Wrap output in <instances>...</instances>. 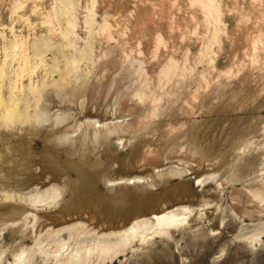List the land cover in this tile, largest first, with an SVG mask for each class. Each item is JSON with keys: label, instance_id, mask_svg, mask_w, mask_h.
<instances>
[{"label": "rangeland", "instance_id": "374dc122", "mask_svg": "<svg viewBox=\"0 0 264 264\" xmlns=\"http://www.w3.org/2000/svg\"><path fill=\"white\" fill-rule=\"evenodd\" d=\"M262 34L264 0H0V264L176 207L84 264H264Z\"/></svg>", "mask_w": 264, "mask_h": 264}, {"label": "bare ground", "instance_id": "6f19581e", "mask_svg": "<svg viewBox=\"0 0 264 264\" xmlns=\"http://www.w3.org/2000/svg\"><path fill=\"white\" fill-rule=\"evenodd\" d=\"M259 35H260V33H259ZM262 35H264V34H262ZM261 38V37H260ZM259 38V39H260ZM258 38L256 39V40H259ZM18 41H19V39H18ZM254 41V40H253ZM260 43L262 42V41H259ZM16 43V42H15ZM21 43H22V41H21ZM254 43V42H253ZM19 44V43H18ZM263 44V43H262ZM17 45V44H16ZM264 45V44H263ZM254 46V45H253ZM264 47V46H263ZM16 48H19L20 50H23L24 49V47L21 45H19V46H17ZM26 48H27V46H26ZM19 50V51H20ZM18 52V51H17ZM22 53V52H21ZM26 53V52H25ZM28 53V52H27ZM17 55V54H16ZM30 55V54H29ZM31 57V56H30ZM20 58V57H19ZM29 58V57H28ZM27 58V54L25 55L24 53L22 54V59H23V64H24V66H26V64H27V62L29 61V60H26V59H28ZM21 59V60H22ZM18 62V61H17ZM1 63V62H0ZM21 63H22V61H21ZM20 63V64H21ZM32 63V62H31ZM29 65V64H28ZM32 64H30V66H31ZM2 66V65H1ZM0 66V67H1ZM19 66V65H18ZM24 66L22 65V67L24 68ZM33 66V65H32ZM31 66V67H32ZM20 68V67H19ZM1 69V68H0ZM32 69V71H34L33 70V67L31 68ZM3 69H1V71H2ZM16 73V72H15ZM32 73V72H31ZM16 75H18V74H16ZM16 75H14V76H16ZM33 75V74H32ZM31 75V76H32ZM1 77V76H0ZM16 77H18V76H16ZM2 78V77H1ZM0 78V79H1ZM32 77H30V79H31ZM21 79V78H20ZM3 80V79H2ZM23 80V79H22ZM33 80V79H32ZM1 82V81H0ZM14 82V81H13ZM21 83V82H20ZM14 84H16V83H14ZM13 84V85H14ZM36 86V85H35ZM0 87H2V86H0ZM11 88V87H10ZM15 88V87H14ZM22 88V87H21ZM34 88V87H33ZM36 88V87H35ZM12 89V88H11ZM32 89V88H31ZM16 90V89H15ZM23 90V89H22ZM14 91V89L12 90V92ZM1 92H2V90H1ZM1 96H3L2 94H1ZM0 96V97H1ZM40 97H41V95H40ZM3 100H1L0 99V109H2L1 108V106H3V102H2ZM6 102V101H5ZM18 103V102H17ZM39 105H41V104H39ZM5 106H6V104H5ZM5 106H3V107H5ZM15 106V105H14ZM13 106V107H14ZM10 107V106H9ZM12 107V108H13ZM6 108H8V106L6 107ZM5 108V109H6ZM9 109L10 108H8V112H9ZM14 109V108H13ZM4 111V110H3ZM12 110L10 109V112H11ZM38 111H40V110H38ZM8 112H6V110L4 111V115L2 116L5 120H7L8 122L11 120V119H13V118H11V115H10V113H8ZM20 113V112H19ZM2 114V113H1ZM0 114V115H1ZM12 114V113H11ZM21 114V113H20ZM22 115V114H21ZM20 115V116H21ZM15 116V115H14ZM14 116H12V117H14ZM45 116V115H44ZM1 117V118H2ZM47 117V116H46ZM3 118L1 119V120H3ZM47 119V118H46ZM15 120V119H14ZM44 121H45V117H44V119H43ZM11 122H13V121H11ZM10 122V123H11ZM96 122V121H95ZM94 124V123H93ZM104 125V124H103ZM106 125H109V124H106ZM106 125L104 126V127H106ZM103 127V126H102ZM94 128V127H93ZM106 128H109V127H106ZM106 128H104V129H106ZM100 129V128H99ZM113 128H111L109 131H111ZM98 130V129H97ZM103 130V129H102ZM105 132L107 131V130H104ZM104 131H101V132H103V135H104ZM113 131V130H112ZM100 132V133H101ZM93 133H94V131H93ZM91 134V135H93L94 136V134ZM99 133V134H100ZM107 133H109L108 131L106 132V137H108L107 136ZM97 134V133H96ZM110 134V133H109ZM102 135V134H101ZM97 136V135H96ZM62 139V138H61ZM95 139V138H94ZM63 140V139H62ZM257 158V157H256ZM256 160V159H255ZM254 160V161H255ZM28 161V160H27ZM249 161L247 160V163H248ZM251 162H252V160H251ZM29 163V162H28ZM27 163V164H28ZM246 163V164H247ZM249 165H253V162L252 163H248ZM245 165V164H244ZM18 166V165H17ZM20 166V165H19ZM21 166H23V165H21ZM26 166V165H25ZM248 166V165H247ZM253 167V166H252ZM12 175V174H11ZM12 178V177H11ZM15 178H16V176H15ZM140 177H137V178H135V183L136 182H140ZM132 182H133V180H131ZM130 183V182H129ZM198 183H200V180L199 179H197L196 181H195V185H198ZM62 188H64V187H62ZM61 189V188H60ZM53 191V190H52ZM51 191V192H52ZM56 191H58V190H56ZM64 191V190H63ZM50 192V194H49V196H52L53 194H54V196L53 197H51V199L54 201V200H57L58 199V197H60V193H57V194H55V192H52L51 193ZM58 192H61V190H59ZM48 193V192H47ZM64 193V192H63ZM63 193H62V195H63ZM43 194H45V193H43ZM52 194V195H51ZM30 196V195H29ZM42 195H40L39 196V198L41 197ZM46 196V195H45ZM32 197V196H31ZM50 198V197H49ZM33 199V198H32ZM30 200V199H29ZM35 201H37V198L35 199ZM35 201H33L34 203H35ZM39 201H40V199H39ZM44 201V200H43ZM30 202H31V200H30ZM30 202H28V203H30ZM52 202V201H51ZM55 203V202H54ZM174 207V206H173ZM172 207V208H173ZM186 207H187V205H186ZM177 208V207H176ZM176 208H173V209H169L168 210V208L167 209H164V208H157V209H153V210H151V211H146L143 215L145 216V218H141V220H133L134 222H132V223H129V225H126L125 226V228L123 229V230H121V231H119L118 230V232H114V233H117L116 235H114L113 236V234L114 233H112V236L114 237V239L116 240V242L114 241L113 242V240H112V238H109L108 240L106 239L107 237H103L104 235H109V234H103V235H101V237H103L104 239H105V241L104 240H99V239H101L99 236V239L95 242V241H93V239H92V241L94 242V243H90V246L89 245H86L87 247H84V246H81L80 248L79 247H77V248H74V249H72L71 251H69V252H66L65 254H66V256H64L63 254V259H61V261H59V263H62V264H84L86 261H88L87 260V257H88V255H90L91 253H95V256H96V253H97V255L98 256H103V255H106V254H108L109 252H113L114 250H118V248H123V247H125L126 245H129L131 242L133 243V241H134V239H136L137 237H140L139 239H142L143 241H144V239H145V237L148 235L147 233L148 232H150L151 231V233H163V234H165L166 232H168L169 231V229L171 228V227H175V226H177V225H179L180 223H183V222H185L186 220H187V218H188V214H190L191 213V210H189L190 209V207H189V209L187 210V212H186V209H184L183 207L181 208V209H183L182 211H179L178 210V208L176 209ZM149 210H150V208H149ZM7 212V211H6ZM193 212V211H192ZM5 213V212H4ZM8 214V213H7ZM34 216V215H33ZM139 219V218H138ZM34 220V219H33ZM131 222V221H130ZM82 224V223H81ZM128 224V223H127ZM181 225V224H180ZM70 229L72 230L73 228H71V226H70ZM69 229V230H70ZM77 229V228H76ZM173 229V228H172ZM78 231V230H77ZM81 232H82V230H81ZM78 233V232H77ZM76 233V234H77ZM150 233V234H151ZM111 234V233H110ZM167 234V233H166ZM81 235V234H80ZM111 236V235H110ZM109 236V237H110ZM115 236H117V237H115ZM75 237H76V235H75ZM74 237V238H75ZM80 237V236H79ZM257 237V236H256ZM77 238H78V235H77ZM102 238V239H103ZM117 238V239H116ZM147 238V237H146ZM71 239V238H70ZM76 239V238H75ZM83 239V238H82ZM84 239H86V238H84ZM83 239V240H84ZM97 239V237L94 239V240H96ZM53 240H54V238H53ZM90 240H91V238H90ZM54 241H56V240H54ZM77 241H79V240H77ZM86 241H87V239H86ZM59 242H61V241H59ZM58 242V243H59ZM81 242V241H80ZM79 242V243H80ZM85 242V241H84ZM83 241H82V244L84 243ZM88 242V241H87ZM76 243V242H75ZM86 243V242H85ZM131 243V244H132ZM81 244V245H82ZM83 245H85V244H83ZM66 246V243L65 242H61V243H59L58 244V247L55 249V250H53V251H45V249L43 250V251H45V254H46V257H53V259H55L56 260V258H57V256H58V254H59V256H60V252L64 249V247ZM84 247V248H83ZM127 247V246H126ZM41 248V247H40ZM39 248V249H40ZM124 249V248H123ZM42 250V249H41ZM48 250V249H47ZM65 250V249H64ZM63 250V251H64ZM23 251V250H22ZM26 251H27V249H26ZM40 251V250H39ZM31 252H33V251H31ZM117 252V251H116ZM115 252V253H116ZM23 253V252H22ZM21 253V254H22ZM39 253V252H38ZM41 253H42V251H41ZM25 254V253H24ZM24 254H23V257H24ZM20 255V254H19ZM31 255H33V254H31ZM44 255V254H43ZM30 255H29V252H28V257H29ZM45 256V255H44ZM22 257V256H21ZM34 257V256H33ZM41 257V256H40ZM91 257V255L89 256V258ZM109 257V256H108ZM19 258V257H18ZM17 258V259H18ZM25 258H27V257H25ZM30 258V257H29ZM31 258H32V256H31ZM60 258V257H59ZM104 258V257H103ZM49 259H51V258H49ZM73 259H76V260H74L75 262H73L72 260ZM98 259H99V257H98ZM23 260V259H22ZM32 261H33V259H31ZM30 260V263L32 262ZM18 262H23V261H21V260H19ZM46 262V261H45ZM89 262H90V260H89ZM28 263V262H27ZM57 263V262H56ZM19 264V263H18ZM24 264V263H23ZM25 264H26V262H25Z\"/></svg>", "mask_w": 264, "mask_h": 264}]
</instances>
